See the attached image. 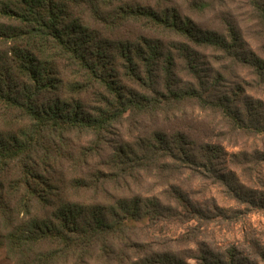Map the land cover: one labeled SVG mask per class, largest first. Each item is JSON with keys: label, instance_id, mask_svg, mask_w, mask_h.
Masks as SVG:
<instances>
[{"label": "trees", "instance_id": "obj_1", "mask_svg": "<svg viewBox=\"0 0 264 264\" xmlns=\"http://www.w3.org/2000/svg\"><path fill=\"white\" fill-rule=\"evenodd\" d=\"M247 1L264 27V0ZM157 6L0 0V42L7 46L0 55V245L15 264L181 262L173 253L148 249L137 232L170 207L149 196L100 198L101 184L156 167L168 173L184 166L213 171L219 148L206 144L195 151L184 134L154 130L135 144H112L106 171L88 175L84 162L95 152L68 143L72 134L100 140L128 116L161 114L184 101L220 113L237 129L264 132L263 124L245 123L231 101L195 87L178 91L173 83L176 59L198 78V47L231 57L240 52L238 59L261 76L264 60L241 53L233 26L226 37L197 27L177 5L157 0ZM195 6L204 10L210 4L198 0ZM143 22L185 41L165 48L159 38L129 28ZM159 82L166 94L155 88ZM90 190L93 201L76 197Z\"/></svg>", "mask_w": 264, "mask_h": 264}, {"label": "rangeland", "instance_id": "obj_2", "mask_svg": "<svg viewBox=\"0 0 264 264\" xmlns=\"http://www.w3.org/2000/svg\"><path fill=\"white\" fill-rule=\"evenodd\" d=\"M159 1L177 5L183 15L203 30L227 37L228 27L233 26L243 47L241 53L264 60V27L247 0H204L210 4L204 10L196 9L198 0ZM125 3L158 7L157 0H121V4ZM129 24H135L129 28L135 27L137 32L159 38L165 48L185 41L146 22ZM6 49L0 42V55ZM196 49L198 78L184 71L181 60L176 59L174 87L178 91L195 87L210 98L229 100L245 123L264 125V75L240 61V52L231 57L208 48ZM155 88L167 93L161 82ZM2 113L0 106V124ZM154 130L184 134L195 151L206 144L217 146L221 152L213 162V171L184 166L168 173L156 167L135 172L121 182L102 183L98 196L156 197L170 207L164 217L138 226L137 232L148 249L170 252L180 259V263L174 264H203L195 258L199 255L211 261L264 264V132L237 129L220 113L184 101L161 114L128 116L100 140L72 134L68 143L91 146L95 153L90 152L84 162V170L91 175L98 168L106 171L104 163L111 155L112 144H135L138 137L148 136ZM94 194L92 190L80 191L76 197L93 201ZM131 259L138 260L132 254ZM0 264H15L2 245Z\"/></svg>", "mask_w": 264, "mask_h": 264}]
</instances>
